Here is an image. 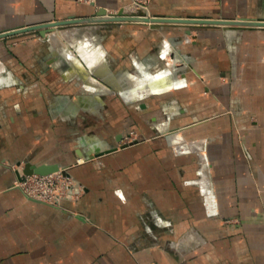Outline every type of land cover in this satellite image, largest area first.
Listing matches in <instances>:
<instances>
[{"label": "crops", "instance_id": "1", "mask_svg": "<svg viewBox=\"0 0 264 264\" xmlns=\"http://www.w3.org/2000/svg\"><path fill=\"white\" fill-rule=\"evenodd\" d=\"M146 1L155 16L264 20V0ZM129 2L0 0V32ZM137 24L96 42L68 29L85 80L53 42L0 38V264H264V26ZM26 161L66 168L77 196H26Z\"/></svg>", "mask_w": 264, "mask_h": 264}, {"label": "water", "instance_id": "2", "mask_svg": "<svg viewBox=\"0 0 264 264\" xmlns=\"http://www.w3.org/2000/svg\"><path fill=\"white\" fill-rule=\"evenodd\" d=\"M131 15L124 12L121 8L117 12H107L103 7L97 9V11L87 17H69L68 19L61 21H54L48 23H41L37 25H32L29 27L10 29L0 32V38L8 37L22 32L27 31H37L41 36H45L46 33L50 30H54L57 27H62L70 24H85L89 22H120V21H143L146 22V19L143 17H130ZM156 17L154 24H151V27H156L158 25H163L166 23H174L181 25H207V24H216V25H226V26H240V27H255V26H264V20H249V19H238V20H225V19H204V18H192V17H171V16H153ZM129 143H122L120 147H124ZM118 146H109L103 150H96L94 153L89 154L87 158H92L99 156L111 151H114ZM78 153H81V150L78 149ZM60 171L63 175L70 176L68 170L64 167H61L56 163H42V164H33L26 161L21 170H17V180L21 179V175H31V174H48L52 172Z\"/></svg>", "mask_w": 264, "mask_h": 264}, {"label": "rangeland", "instance_id": "3", "mask_svg": "<svg viewBox=\"0 0 264 264\" xmlns=\"http://www.w3.org/2000/svg\"><path fill=\"white\" fill-rule=\"evenodd\" d=\"M78 1H80V2H83V0H78ZM140 3H141V5H143V6H145L146 8H142V7H138L137 6V8H131L132 10L131 11H133L134 9H136L135 11L136 12H130V11H126L125 12V10L127 9V8H124V6H126V5H128V4H130L131 2H129V3H127L126 5H124L123 7H122V9L124 10V12L125 13H127V14H129V15H131V16H134V15H147V14H149L148 13V3H147V1L146 0H141V1H139ZM83 3H85V2H83ZM88 4V3H87ZM129 9V8H128ZM108 12V11H107ZM115 12H117V11H115ZM109 13V12H108ZM150 15V14H149ZM152 16H155V15H152ZM127 22H134V23H138L139 25H141V24H145V23H141L140 21H120V22H89V23H85V24H70V25H65V26H62V27H57V28H55L54 30H50V31H48L47 33H46V35L45 36H41L37 31H27V32H22V33H18L19 35H30L31 37H35V38H38L39 39V43L38 44H40V47H42V48H47V46L50 44V43H52L51 42V40H50V38H49V36L51 35V34H53V35H55L62 43H63V47H65L64 49H66V51H67V53H71L75 58H76V56L69 50V48H68V46H67V44L61 39L62 37L64 38H66V39H69V41H70V43L71 44H73V43H76V41L78 42L79 40H77L76 38H75V34H74V32H72V31H69L68 29H74V28H82V27H88L87 29H89V31H90V33L91 34H93L94 36H91L90 38H92L93 40H94V42H96V40H97V35L98 34H100V33H104V34H106L107 35V37L108 38H112V36L110 37V35H112L113 33H114V28L116 27V29L117 28H119V26H122L124 23H127ZM137 24V25H138ZM145 25H149V24H145ZM124 26H126V25H124ZM106 30L105 32L103 31V30ZM83 31V30H82ZM64 32H66L65 34H64ZM69 32V33H68ZM24 33V34H23ZM79 34V33H78ZM16 35V34H15ZM78 39H80V42L79 43H77L78 45H79V47H78V45L77 44H75V45H77L76 47H77V49H78V51H79V49H84V47H85V49H86V46H87V44H88V41H85V42H81V39H82V36H81V34L80 35H78V37H77ZM40 39H42V40H40ZM53 44V43H52ZM97 44H101V43H97ZM56 46V47H58L56 44H53V46ZM76 47L74 46L73 48L71 47V50H74V49H76ZM60 49V48H59ZM76 49V50H77ZM84 49V50H85ZM86 52H87V49L85 50ZM79 53L83 56V54L79 51ZM62 54V53H61ZM63 55V54H62ZM64 56V55H63ZM59 60H64V58H62V57H59L58 58ZM68 59V58H67ZM77 59V58H76ZM69 60V59H68ZM78 60V59H77ZM79 62V61H78ZM163 64H165L164 62H163ZM82 66V65H81ZM80 74V73H79ZM81 76V75H80ZM104 85L106 86V87H108L109 89H112V86L111 85H109L108 83H104ZM73 102H75L74 100H72ZM79 108H81V109H85L83 106H78V108H77V110H79ZM76 110V111H77ZM75 111V112H76ZM74 112V113H75ZM134 137V136H133ZM129 139V138H128ZM135 140V139H134ZM133 139H130V141H128V142H133L134 141ZM85 142V141H84ZM122 144V143H121ZM107 148V147H106ZM103 149H105V148H103ZM103 149H101V150H103ZM97 150V149H96ZM95 150V151H96ZM57 172V171H56ZM17 180V179H16ZM72 195V196H71ZM70 196H68V198H73V197H76L77 196V194L76 193H72ZM151 264H158V263H151Z\"/></svg>", "mask_w": 264, "mask_h": 264}, {"label": "built area", "instance_id": "4", "mask_svg": "<svg viewBox=\"0 0 264 264\" xmlns=\"http://www.w3.org/2000/svg\"><path fill=\"white\" fill-rule=\"evenodd\" d=\"M139 1L141 0H131L130 4L124 6L127 9H123L125 12H136V9L131 11V8H137V6L146 8ZM83 2L90 4L95 0H83ZM13 186L21 189L29 198L53 205H61V200L68 198L73 193L71 179L60 171L48 174L21 175V179L15 180Z\"/></svg>", "mask_w": 264, "mask_h": 264}, {"label": "bare ground", "instance_id": "5", "mask_svg": "<svg viewBox=\"0 0 264 264\" xmlns=\"http://www.w3.org/2000/svg\"><path fill=\"white\" fill-rule=\"evenodd\" d=\"M130 17H140V18L143 17V19H146V22H143V21H140V22L141 23H145V24H149V25L154 24L155 23L154 21H156V17H153L152 15H149V14H147V15H137V16L134 15V16H130ZM49 38H50L51 42H53L54 44H56L58 46V48L62 49V54L66 58H68L69 60L73 61L77 65V67L79 68V73H80L81 77L85 80L87 78V76H88L87 70L82 68L81 64H79L77 62L76 58L71 53H67L66 49H64L65 47H63V43L55 35L51 34L49 36ZM81 49H80V51H81ZM60 61L61 60H59V63L61 64ZM93 61H94L93 59L90 60V65H92V66H94V63H95ZM92 71L95 72V68H93ZM103 74H105V73H103ZM131 90L132 89H130V86H128V87L121 88L120 92H121V95H123L126 99L131 100V99L139 97L140 93L142 91L141 88H139L136 92L134 90H132L133 92H130ZM76 100L77 101H81L80 96L76 97ZM66 107L64 109H66Z\"/></svg>", "mask_w": 264, "mask_h": 264}]
</instances>
